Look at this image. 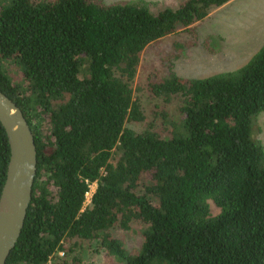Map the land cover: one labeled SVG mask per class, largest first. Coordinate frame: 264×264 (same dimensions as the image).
<instances>
[{
    "label": "trees",
    "instance_id": "trees-1",
    "mask_svg": "<svg viewBox=\"0 0 264 264\" xmlns=\"http://www.w3.org/2000/svg\"><path fill=\"white\" fill-rule=\"evenodd\" d=\"M228 1L154 13L145 0L0 6V92L21 110L36 160L3 264H94L101 254L114 264H264V151L250 137L264 111V41L234 70L183 78L168 66L148 81L153 96L177 100L175 120L158 114L165 135L152 121L125 125L145 120L132 87L144 48L179 30L194 36ZM7 160L0 126V187Z\"/></svg>",
    "mask_w": 264,
    "mask_h": 264
},
{
    "label": "rangeland",
    "instance_id": "rangeland-1",
    "mask_svg": "<svg viewBox=\"0 0 264 264\" xmlns=\"http://www.w3.org/2000/svg\"><path fill=\"white\" fill-rule=\"evenodd\" d=\"M10 0H0V6ZM105 3L127 0H103ZM151 12L162 8H177L183 0H145ZM208 17L200 20L194 28V36L188 32L177 31L164 36L161 40L147 45L140 54V61L133 82V94L142 104L144 122H129L125 125L134 130L142 129L148 121L156 126L160 135H165L166 127L161 125L160 112L165 114L168 122L177 118V100L174 97L162 99L155 97L146 89L148 81L157 80L166 73L168 66L183 78L204 77L213 73L230 71L244 64L264 41V30L261 26L264 19V0H231L210 10ZM234 47L236 54L227 50ZM227 48V49H226ZM6 71L11 80H20V71L16 64L5 63ZM250 137L261 143L264 151V111L259 112L251 120ZM210 214L218 209L209 201ZM123 233H120L121 235ZM126 237V246L135 247V241ZM84 264H90L89 261ZM94 264H114L101 254Z\"/></svg>",
    "mask_w": 264,
    "mask_h": 264
},
{
    "label": "water",
    "instance_id": "water-1",
    "mask_svg": "<svg viewBox=\"0 0 264 264\" xmlns=\"http://www.w3.org/2000/svg\"><path fill=\"white\" fill-rule=\"evenodd\" d=\"M0 126L8 160L0 187V264L14 246L30 201L35 174V146L21 110L0 92Z\"/></svg>",
    "mask_w": 264,
    "mask_h": 264
},
{
    "label": "built area",
    "instance_id": "built-area-1",
    "mask_svg": "<svg viewBox=\"0 0 264 264\" xmlns=\"http://www.w3.org/2000/svg\"><path fill=\"white\" fill-rule=\"evenodd\" d=\"M94 188H95V182L94 181L87 183V188L83 194V201H82L83 207L90 202V198H91V195L94 191ZM59 254L61 255V252Z\"/></svg>",
    "mask_w": 264,
    "mask_h": 264
},
{
    "label": "crops",
    "instance_id": "crops-1",
    "mask_svg": "<svg viewBox=\"0 0 264 264\" xmlns=\"http://www.w3.org/2000/svg\"><path fill=\"white\" fill-rule=\"evenodd\" d=\"M231 0H229L228 2H226V3H224L223 5H226L227 3H229ZM222 6V5H221ZM212 12H209L208 14H207V16L206 17H208L210 14H211ZM205 17V18H206ZM262 21H263V24H262V26H261V28H262V30H264V19H262ZM199 22V21H198ZM198 22H196L195 23V25L198 23ZM260 47V46H259ZM227 49V48H226ZM227 50H230V51H232V52H236V54H244L245 52H241V51H237L234 47H231V48H228Z\"/></svg>",
    "mask_w": 264,
    "mask_h": 264
}]
</instances>
